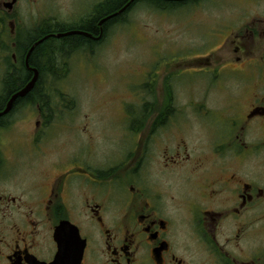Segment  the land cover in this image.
Returning <instances> with one entry per match:
<instances>
[{
	"label": "flooded vegetation",
	"instance_id": "obj_1",
	"mask_svg": "<svg viewBox=\"0 0 264 264\" xmlns=\"http://www.w3.org/2000/svg\"><path fill=\"white\" fill-rule=\"evenodd\" d=\"M26 1L0 0V264H264V0L235 1L228 23L216 19L218 41L182 64L217 79L233 73L238 92L229 81L203 89L231 90L241 112L210 116L221 109L200 99L172 116L163 98L149 116L118 119L116 135L97 116H26L43 78L29 50L60 33L40 35L42 24L27 32L18 15ZM117 2L104 23L152 5ZM100 21L96 42L106 35ZM29 65L40 71L35 88L3 113L32 79Z\"/></svg>",
	"mask_w": 264,
	"mask_h": 264
},
{
	"label": "rangeland",
	"instance_id": "obj_2",
	"mask_svg": "<svg viewBox=\"0 0 264 264\" xmlns=\"http://www.w3.org/2000/svg\"><path fill=\"white\" fill-rule=\"evenodd\" d=\"M235 1L241 0H204L200 5L167 9L140 3L125 14V21L112 25L93 48L56 54L55 68H62V72L54 76L45 70L38 99L41 114L33 97L26 116H68L71 123L75 118L97 116L103 118L107 134L116 135L118 119L128 114L149 116L153 107L157 110L162 106L163 98L173 105L172 116H183L184 103L200 99L221 109L210 116H224L233 108L241 112L242 105L237 109L231 90L203 89L209 82L224 87L229 81L238 92L233 73L222 72L217 79L201 67L182 66L218 41L216 19L221 17L220 22L228 23V7ZM91 4L89 0H27L18 15L22 14L27 32L45 22L78 25L94 11ZM226 26L220 30H226ZM61 43L54 42L52 48L57 49ZM153 71L160 75L150 84L148 76ZM165 76L171 77L167 78L168 89L163 88ZM41 95H46V105ZM24 124V128H32L29 122Z\"/></svg>",
	"mask_w": 264,
	"mask_h": 264
},
{
	"label": "trees",
	"instance_id": "obj_3",
	"mask_svg": "<svg viewBox=\"0 0 264 264\" xmlns=\"http://www.w3.org/2000/svg\"><path fill=\"white\" fill-rule=\"evenodd\" d=\"M116 0L113 3H111L109 6H100V7H95L94 11L92 12V14H90L89 16H87L86 18H84L82 20L81 23H79L78 25H69V24H65L63 22H45L43 23L40 27H39V31L37 32L38 34H47L49 32H63L65 30H75V29H79V30H84L87 32H91L92 34H97L99 35V28L97 27V21H100L104 14L106 12H110L113 11L116 4L118 3ZM149 3H152V5L156 6L157 8H161L159 0H146ZM127 10L125 8L124 10V16L125 14H127ZM126 17V16H125ZM125 21V19H123ZM105 25V31L104 33H106V31H108V29L113 25L110 23H104ZM34 37V35H31L32 39ZM54 42H62L61 45L58 44L57 49H53L52 47L54 46ZM99 42H96L95 40H92L90 37L85 36V35H81V34H75V35H70V36H63L61 38H53L51 39V41H43L42 43H40L39 45H37V47H35L32 56L35 57V61L37 63V59H38V64L40 65L43 73L46 71H49L51 74H53L54 76L59 75V73L62 72V68H60L59 70H57L55 68V63L54 60L56 58V54L58 55L60 52L61 54H66V52H76L77 50H83L84 48H93V46ZM53 44V45H52ZM66 48H68L69 50L66 51ZM65 56V55H64ZM43 60V62H42ZM42 83V80H41ZM169 98H171L170 94L168 95ZM40 97V94H39ZM46 95H41V99L43 100V102L47 103L46 101ZM34 100L37 102H39V100L35 97ZM171 108L173 107V105L171 104L170 106ZM172 113V112H171Z\"/></svg>",
	"mask_w": 264,
	"mask_h": 264
},
{
	"label": "water",
	"instance_id": "obj_4",
	"mask_svg": "<svg viewBox=\"0 0 264 264\" xmlns=\"http://www.w3.org/2000/svg\"><path fill=\"white\" fill-rule=\"evenodd\" d=\"M123 10H125V8H123L120 11H123ZM105 20L106 19H103V20L100 21L99 24H100L101 27L103 26V23H104ZM75 34H81V35H85V36H88V37H94V35L91 32H87V31L79 30V29L70 30V31H67V32H60V33L56 34L55 36L60 38V37H63V36H69V35H75ZM48 37L49 36H46V37L40 39L39 41H37L31 47V49L29 50V54H28V60L30 59V56L33 53L35 47L37 45H39L40 43H42ZM29 68L34 71V75H33L32 79L28 82V84L20 92H18L17 94H15L13 96V98L10 100L9 104L7 105V108L3 111V113H7V112H9L11 110V108L13 106V103H14V100H15L16 97H18V96L25 97V96L29 95L31 93V91H33V89L35 88V85H36V83L39 80L40 71H39L38 68H32L30 65H29Z\"/></svg>",
	"mask_w": 264,
	"mask_h": 264
}]
</instances>
